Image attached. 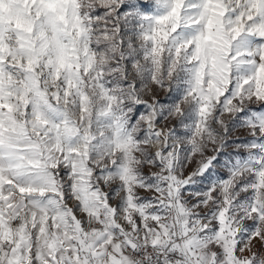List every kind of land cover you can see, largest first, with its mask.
<instances>
[{
	"label": "snow or ice",
	"instance_id": "6c2138e0",
	"mask_svg": "<svg viewBox=\"0 0 264 264\" xmlns=\"http://www.w3.org/2000/svg\"><path fill=\"white\" fill-rule=\"evenodd\" d=\"M0 264H264V0H0Z\"/></svg>",
	"mask_w": 264,
	"mask_h": 264
},
{
	"label": "rangeland",
	"instance_id": "374dc122",
	"mask_svg": "<svg viewBox=\"0 0 264 264\" xmlns=\"http://www.w3.org/2000/svg\"><path fill=\"white\" fill-rule=\"evenodd\" d=\"M161 99H164V97L161 96ZM234 135L239 136L241 140L249 139V137H247L243 131H238ZM227 151H233V149H228ZM145 171L147 172V168L145 169Z\"/></svg>",
	"mask_w": 264,
	"mask_h": 264
}]
</instances>
